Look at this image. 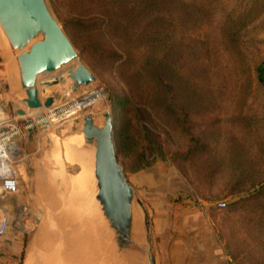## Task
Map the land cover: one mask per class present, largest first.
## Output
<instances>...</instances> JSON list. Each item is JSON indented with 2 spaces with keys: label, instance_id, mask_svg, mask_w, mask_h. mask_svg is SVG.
Returning a JSON list of instances; mask_svg holds the SVG:
<instances>
[{
  "label": "rangeland",
  "instance_id": "374dc122",
  "mask_svg": "<svg viewBox=\"0 0 264 264\" xmlns=\"http://www.w3.org/2000/svg\"><path fill=\"white\" fill-rule=\"evenodd\" d=\"M45 1L108 95L118 158L134 186L136 200L149 215L157 264H163L164 257L157 247L155 223L161 218L168 223V213L180 215L181 206L190 204L207 213L210 235L223 252L224 264H264V86L255 70L264 62V11L243 30L244 71L224 45L215 46L214 57L221 69L217 71L220 76L216 71L212 75L217 82L213 91L222 99L202 107L184 104L179 78L164 64L159 68L144 62L138 48L124 51L123 35L115 25L120 22V12L139 9L133 38L156 17L168 19L162 9L144 11L150 0ZM186 1H213L215 23L223 21L227 13L240 15L242 10L244 23L251 11V0ZM108 13L112 28L106 36L95 34ZM105 41L119 42L124 50L116 43L117 54L112 56V47ZM10 51L12 63H6L0 51V92L4 91L13 116L19 118L17 124L25 129L20 148L26 164L19 168L20 214L10 221L24 233L29 264H128L116 255L113 234L106 231L95 201L92 169L79 149L81 143L69 139L70 127L81 118L72 107L85 96L83 90L79 96H71L66 84L47 85L63 69L42 74L37 81L41 98L55 96V105L29 109L23 102L26 93L17 53ZM188 65L182 69L183 75H201L196 72L203 67L194 71V63ZM201 77L196 81L205 82ZM199 96L209 97L207 88ZM19 109L25 112L22 117L14 112ZM135 209L143 234L140 242L144 243L143 213L136 201ZM90 236L92 251L85 241ZM146 263L144 258L138 264Z\"/></svg>",
  "mask_w": 264,
  "mask_h": 264
},
{
  "label": "water",
  "instance_id": "95a60500",
  "mask_svg": "<svg viewBox=\"0 0 264 264\" xmlns=\"http://www.w3.org/2000/svg\"><path fill=\"white\" fill-rule=\"evenodd\" d=\"M0 24L17 53L26 93L23 102L29 109L36 111L55 105V96L41 98L37 81L42 74L63 69L47 85L66 84L71 96H79L83 90L85 96L74 101L75 113L81 115L78 119L81 122L72 124L70 131L73 133L69 139L79 140L77 130L82 132L84 128L86 139L80 142L79 149L90 151L94 159L95 201L107 224L106 231L113 234L116 255L128 264H138L144 258L146 264H157L149 215L143 203L136 200L134 186L128 181L118 158L114 117L105 89L82 61L45 0H0ZM0 113L3 120L13 118L4 91L0 92ZM18 113L23 115V111ZM47 140L50 141L49 137ZM135 201L143 213L144 243L140 242L143 234L137 224Z\"/></svg>",
  "mask_w": 264,
  "mask_h": 264
},
{
  "label": "trees",
  "instance_id": "16d2710c",
  "mask_svg": "<svg viewBox=\"0 0 264 264\" xmlns=\"http://www.w3.org/2000/svg\"><path fill=\"white\" fill-rule=\"evenodd\" d=\"M250 7L249 18L244 23V10L240 15L227 13L223 17V21L215 23L213 1L201 3L186 0H150V4L144 7V11L152 12V9H162L168 14V19L156 17L145 25L144 29L146 30H143L138 36L136 33L133 38L134 30L138 26L139 9L134 7L122 11L120 12V22L115 25L118 27V31L120 30V34L123 35L121 43L125 50L119 42L116 43L123 48L125 53L131 52L133 47L138 48L144 56V62L149 65L158 64L159 68H162L164 64L173 75L179 78L181 92L185 100L184 104L187 106L199 104V106L204 107L209 103L218 104L222 98L214 93L216 89L213 88L217 82L212 81V75L221 69V65L214 57L215 46L224 45L225 50L233 56L237 66L244 71L247 60L241 37H243L244 28L257 20L264 11V0H251ZM112 9L115 13L116 9ZM248 9H250L249 6L245 11ZM242 13L243 15H241ZM109 15L108 13L107 17L101 21L102 28L98 26L94 30L95 34L107 35L106 31L112 28L113 21V18L109 19ZM103 22H105L104 27ZM90 27L93 25L91 24ZM114 37L120 40L116 35ZM99 43L104 44L103 41ZM116 43L105 41V44L112 47V56L117 54L113 47ZM188 57L192 62L189 63ZM127 60L124 65L127 64ZM185 62L189 65L194 63V71L197 70V67H203V70L196 72L201 75H183L181 71L188 65ZM199 63L201 66H198ZM255 70L258 73V82L264 86V78L262 77L264 62L259 63ZM217 74L219 75L218 72ZM200 76L205 82L196 81ZM202 88H207L209 97L199 96L203 93Z\"/></svg>",
  "mask_w": 264,
  "mask_h": 264
},
{
  "label": "crops",
  "instance_id": "0c3cea01",
  "mask_svg": "<svg viewBox=\"0 0 264 264\" xmlns=\"http://www.w3.org/2000/svg\"><path fill=\"white\" fill-rule=\"evenodd\" d=\"M19 158L22 170L26 165L22 153ZM1 211L15 220L20 214L19 196L0 197ZM180 212V215L168 213V223L161 218L154 225L163 264H224L223 252L210 235L207 213L191 204L181 206ZM11 221L6 235L0 238V264H29L24 233Z\"/></svg>",
  "mask_w": 264,
  "mask_h": 264
},
{
  "label": "built area",
  "instance_id": "2783aa9c",
  "mask_svg": "<svg viewBox=\"0 0 264 264\" xmlns=\"http://www.w3.org/2000/svg\"><path fill=\"white\" fill-rule=\"evenodd\" d=\"M14 111L18 117H22ZM19 119V118H18ZM18 119L14 114L13 118L3 120L0 113V197H9L20 194L21 176L19 174V164L22 150L21 141L24 138L23 125L17 124ZM10 225V217L6 212H0V238L4 237Z\"/></svg>",
  "mask_w": 264,
  "mask_h": 264
},
{
  "label": "bare ground",
  "instance_id": "6f19581e",
  "mask_svg": "<svg viewBox=\"0 0 264 264\" xmlns=\"http://www.w3.org/2000/svg\"><path fill=\"white\" fill-rule=\"evenodd\" d=\"M1 30L3 31V32H1ZM10 49H12V51H13V47H12V45H11V43L9 42V39H8V37H7V35H6V33H5V31L3 30V28H2V25L0 24V51H1V53H2V55L4 56V60H6V63H12V61L11 60H13L12 58H13V54L11 55L10 54ZM12 53V52H11ZM11 56H12V58H11ZM15 59V58H14ZM14 62V61H13ZM15 62H17V60L15 61ZM14 62V63H15ZM75 65V63H73V66ZM10 66V65H9ZM12 67V66H11ZM8 69H10L9 67H8ZM12 69V68H11ZM10 69V70H11ZM15 69V68H14ZM16 71H18V70H16ZM14 72V71H13ZM16 73V72H15ZM12 75H13V73H12ZM14 75H16V74H14ZM20 75V74H19ZM16 77V76H15ZM10 78H11V76H10ZM12 78H14L13 76H12ZM12 78H11V80H12ZM15 80V79H14ZM16 81V80H15ZM72 109H73V112L75 113V107L73 106L72 107ZM78 119H76V122L77 123H75V125L76 124H80V120H78ZM75 122V121H74ZM84 127V126H83ZM83 131L82 132H80L79 131V140H80V142H83L86 138H85V133H84V128L82 129ZM84 133V135H82ZM81 155H82V157L85 159V161L86 162H88V164H89V167H90V169H92L91 170V172L93 173V168H92V166H93V164H92V162L94 161V159H92V157H91V155H90V151H85V152H81ZM92 164V165H91ZM82 189V188H81ZM86 193V192H85ZM83 195V194H82ZM81 196V195H80ZM85 196V195H84ZM84 200V199H83ZM87 200V199H86ZM82 201V200H81ZM88 201H89V199H88ZM82 203V202H81ZM86 207V206H85ZM87 208H89V207H87ZM79 210V209H78ZM79 211H81V210H79ZM79 211H78V213H79ZM137 213V212H136ZM96 214V213H95ZM83 215V214H82ZM90 218V217H89ZM88 224V223H87ZM91 224V223H90ZM137 224H138V227H139V217L137 216ZM85 225V224H84ZM89 228V227H88ZM96 229V228H95ZM94 229V230H95ZM87 230V229H86ZM89 230H91V229H89ZM83 231V230H82ZM93 231V230H92ZM92 231H90V232H92ZM100 231V230H99ZM84 232V231H83ZM88 232V231H87ZM85 235V234H84ZM91 235H92V233H91ZM95 236V235H94ZM97 236V235H96ZM91 237V238H90ZM90 237H86L85 239V241H86V243H88L89 244V246H88V249L89 250H91L90 248H94V247H92V246H94V243H93V237L92 236H90ZM100 239V238H99ZM96 240V239H95ZM95 242V241H94ZM98 244H99V242H98ZM75 249V248H74ZM98 249H99V247H98ZM95 250V249H94ZM81 251H83V250H81ZM92 251V250H91ZM99 251V250H98ZM37 254V253H36ZM92 255V254H91ZM41 258V257H40ZM100 260V259H99ZM100 262V261H99ZM131 264H137L136 262H133V263H131Z\"/></svg>",
  "mask_w": 264,
  "mask_h": 264
}]
</instances>
